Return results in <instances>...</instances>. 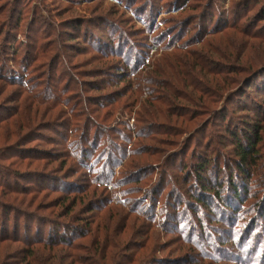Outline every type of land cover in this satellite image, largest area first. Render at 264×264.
I'll use <instances>...</instances> for the list:
<instances>
[{
  "label": "rangeland",
  "instance_id": "rangeland-1",
  "mask_svg": "<svg viewBox=\"0 0 264 264\" xmlns=\"http://www.w3.org/2000/svg\"><path fill=\"white\" fill-rule=\"evenodd\" d=\"M242 1L0 0V235L11 237L0 246L7 256L4 264H22L26 257L17 251L28 246L15 242V237L32 241L39 221L46 227L50 222L61 223L48 208L61 195L57 191L69 184L83 186L86 180L95 183L90 184V193L96 187L97 198L103 200V192L104 197H114L112 209L117 214L111 225L117 231L110 234L130 250L111 261L110 251L106 260H102L104 251L101 256L92 254L95 247L101 251L104 243L98 240L105 234L100 228L98 238L92 234L76 253L83 263L264 264V219L255 206L264 200V144L258 166H246L250 175L243 180L249 196L238 208L205 209L194 196L196 177H201L198 165L205 160L210 159L205 176L209 178L217 168L218 180L229 186L238 160L235 142L226 129H241L247 122L261 120L254 113L258 102L264 101V53L256 52H264V43L256 42L251 53L249 49L225 53L227 62L207 57L205 78L200 69L183 70L191 75L193 86H208L212 95L220 91L212 84L220 78L218 71H223L221 82L226 86L236 82L229 92L222 90L224 95L214 99L211 115L196 103L185 102L198 97L172 76L168 79L180 88L182 98L172 100L177 96L173 93L171 103L160 105L149 97L154 86L144 80L149 77L146 67L135 76L139 81L131 76L122 82L117 75L122 69L125 73L132 70L138 61L146 66L154 63L166 47V53L187 51L204 60L203 46L196 44L199 18L208 21L213 16L212 26L219 27L229 15L233 19L241 13L246 2ZM262 2L252 0L251 12L242 22L252 21ZM259 28L264 30V22H259ZM215 41L230 52L229 44L240 37L223 33ZM250 61L256 64L248 68ZM94 74L99 76L92 78ZM250 79L254 88L245 87ZM130 81L136 95L127 107L123 103L130 95ZM98 85L104 90L98 91ZM97 98L109 103V109L93 104ZM204 101L211 106L207 98ZM228 101V112H221ZM112 109L115 114L109 117L106 112ZM139 115L145 120L139 121ZM181 116L190 121L186 128L176 120ZM86 132L88 154L74 157L69 144H78ZM91 169L113 175L110 184H102L106 191L96 184ZM157 193H161L157 204L147 200ZM223 194L232 205L229 193L225 190ZM178 206L182 217L189 220L170 232L172 212ZM116 209L130 214L121 218ZM28 224L27 235L24 226ZM124 225L126 229L119 234Z\"/></svg>",
  "mask_w": 264,
  "mask_h": 264
},
{
  "label": "trees",
  "instance_id": "trees-1",
  "mask_svg": "<svg viewBox=\"0 0 264 264\" xmlns=\"http://www.w3.org/2000/svg\"><path fill=\"white\" fill-rule=\"evenodd\" d=\"M246 1V2H243ZM243 8L241 13L234 14L233 19H231V15L228 16L226 21H221L220 26L216 24L215 27H213V21L214 17H210L208 21H205L203 17L199 18L200 20V36L196 44L203 46V53L201 55H204V60H198L196 57H194V54L192 52L185 53H178L175 51L170 53H166V50L169 49L166 47L164 49V52H162V55L160 58H157L154 63H150L147 66L139 63L134 64L132 67V70H127V73L124 72V69H122V73H118L117 75H121L122 82L126 80L127 78L131 79V76H137L138 71H140L141 68L144 69L145 67L147 71L145 74L149 76L147 79H144L148 84L153 85V89H150L149 97L154 100L157 104L164 105L168 101L169 103L172 102V100H180L181 94L178 92L179 87L173 82L169 81L168 77L172 76L175 80H179L186 88H191L194 94L198 98H192L189 97L188 99H184L185 102L193 106V103H196L201 108H204L210 115L213 113L210 110L212 109V106L215 105L214 99L222 97L224 94H221L220 92L222 90H225L229 92L230 86H233L236 84L235 81L232 83H229L227 86L225 85V82H223V77H221V74H223V71H218V76L220 78L218 80H212V84L215 86H218L220 91L212 95L211 88L206 86L204 89H200L196 86H193L194 81L191 78V75L184 72L183 70L186 67H192L196 69H200L199 74L202 77L208 76V69L209 67H206L207 57L209 59L219 58L220 60L229 61V56L225 53H244L245 49H249V53H251V50L257 46L256 42H263L264 43V30H260L259 28V22H264V0L261 4V7L256 11L254 18L252 21H245L242 22L243 18L248 16V14L251 12V9L249 7L250 2L252 0H243ZM189 7H185V9H188ZM193 8V7H192ZM183 9V10H185ZM197 19V18H196ZM225 19V17H224ZM195 20V19H194ZM217 20H219V17H217ZM229 20H232L231 23ZM198 21V19H197ZM252 24V25H250ZM258 30V31H255ZM229 35L230 38L233 37H240V41L231 42L228 46L230 49V52L227 50H224L221 46V44H215L216 37L221 34ZM232 33V34H231ZM212 38V39H210ZM219 46V48H218ZM178 50L184 51V49L179 48ZM256 53H264V52H256ZM106 54L105 56L111 57L110 54ZM126 54V53H123ZM125 63L128 62V54L124 56ZM256 63L254 61H250L246 63V67L251 68ZM107 65V64H105ZM213 67V66H212ZM214 68V67H213ZM227 69L226 67L222 66L220 69ZM142 70V69H141ZM264 72V71H263ZM93 74V73H91ZM103 74V73H102ZM128 74V75H127ZM187 74V75H185ZM97 77L99 74L91 75ZM215 77V75H213ZM136 81H139V77H135ZM225 81L227 79L224 78ZM222 81V82H221ZM251 79L248 81V84L245 85L247 88H254L252 86ZM95 84V83H94ZM102 85H98V91L104 90V87H101ZM133 87V81L129 82L128 86V92H130L129 98L124 101V105L128 107V104H130L133 101L134 96L136 95L135 92L132 91ZM229 87V88H228ZM244 89V88H243ZM242 89V90H243ZM214 92H216L214 90ZM242 92V91H241ZM264 95V90L261 91ZM176 93L177 96L173 97L172 94ZM245 95H247V90L244 91ZM158 96H163L162 98ZM208 99L211 106L203 100ZM210 98H213L210 100ZM244 100L245 98L240 97L239 100ZM100 98L92 100L93 104H96L97 106H103V108L109 109L108 105L109 103H106V105L103 103V101L99 100ZM264 100V97H263ZM91 101V99H90ZM89 101V102H90ZM230 101V99H229ZM229 101L227 105L222 106L223 113L228 112V109L230 107ZM107 102V101H106ZM144 105V104H143ZM259 109L255 111L256 117H260L261 120H259L258 123L254 122H244L246 123L247 127H242L241 129H231L227 128L226 132L228 133V136H231L233 138V141L235 142L236 147V154H237V160H238V166L236 167V170H234L229 178V186L222 182V180H218L219 172L217 168H214L209 174V178L205 176L206 173H208L209 168V160H205L201 165H198L199 176L196 177V185L194 188V196L196 197V201H198V204H201L205 207V209H211V208H222L225 210V208H231L236 209L238 208V203L244 202L246 198H248L249 195H245L247 191L245 190L246 181L243 180V178H246L250 175V171L246 170V166L256 167L258 166L260 160H261V153H260V146L264 144V101L261 102V104L258 102ZM115 114V111L112 109L111 111L108 110L106 112V115H109V117L112 114ZM141 116V117H140ZM107 117V119L109 118ZM153 119L156 117L154 115L151 116ZM167 117L170 118L171 115L167 114ZM177 118V115H176ZM139 121H144L145 117L142 115H139L138 117ZM177 121L178 124H181L185 128L189 124L190 121L188 119L181 116ZM263 120V121H262ZM98 132H94L93 135L97 136ZM89 132H86V135L82 136V140L78 142V144H75L74 142H71L69 144V149L72 148L70 153L77 154L76 156H87L88 151H86V147L84 145L86 139V136H88ZM140 136V135H139ZM147 135H145L146 137ZM141 138V136L139 137ZM94 140L90 141L93 142ZM89 142V143H90ZM209 150V149H206ZM136 155V154H135ZM133 166V163H131ZM214 165H217L216 163ZM133 168V167H132ZM93 170V169H91ZM93 174L96 176L95 182L96 184H101V187L104 188L106 191L107 188L104 187L102 184H110L112 181V174L104 175L101 169H95L92 171ZM245 173V174H243ZM86 184L83 186L76 185L72 186V184L67 185L62 190H59L57 192H61L60 196L57 197L52 205H50L48 208L49 210H52V217H56L58 220H62L61 223H54L50 222L52 225L49 227H46V224L44 223H38V229L35 231V237H33L32 241L30 239H27V237L23 238V240L17 239L18 237H15L14 240H17L15 242H22L23 244L27 245L28 248L25 250L19 249L17 251L18 256L22 255L23 252L25 253V259L23 260L24 264H63L64 262L73 261V263H80V264H88L83 263L82 257L76 255L78 251L82 250V242L90 238V236L93 234L96 238H98L97 230L100 228H104L105 234L104 238L100 239L98 238L99 242H104L101 251H98L95 248L92 249V254L96 255L99 254L102 255L103 251L106 252L103 256L102 260H106L107 255L110 251V256L108 257L111 260H114L112 257L119 256V253H122L123 251H129L130 249L126 248V244H124L123 240H118V238H115L110 233H115L117 231V228L115 225H111V221L114 220V217L116 216V211L112 209V206H114V197L113 199H109V197H104L103 192L101 194V197H103V200L101 198H97V189H95L90 193V184L92 183V186H95L94 182H89V180H86ZM252 181H249L248 184H252ZM89 185V186H86ZM62 185H60L61 187ZM106 188V189H105ZM23 190H29L28 192L31 194L34 193V191H31L28 188H25ZM229 193V198L232 200V203L235 205H230L229 201H226L227 198L223 194V191ZM25 191H22L24 193ZM212 195H215L213 197ZM38 197H40V192L38 189ZM158 197H161V193L157 194H150L147 198V200H152L157 204L159 202ZM254 198H256L254 196ZM121 204V203H120ZM195 203L192 202L190 204V208L193 209ZM226 206V207H223ZM256 208L258 207L261 218L264 219V200H260L259 203H255ZM56 209V211H55ZM54 210V211H53ZM117 210V209H116ZM227 210V209H226ZM119 215H122L121 218H125L124 216H127L130 214L128 211H119ZM229 211V210H228ZM106 212H109V215L106 214ZM233 212L232 210L229 211V213ZM211 216V215H208ZM4 217H8L9 215H4ZM173 222H171V225L173 228L170 229V232H174L173 230L177 228V224H182L185 222H188V218L182 217V212H179V206L177 208L174 207V210L172 212ZM8 220V219H7ZM98 220V221H97ZM176 222V223H175ZM119 224V221H118ZM24 226L25 234L28 235L29 232V226ZM118 227V226H117ZM122 228L119 231V234L125 230ZM133 234V232H132ZM131 234V235H132ZM118 235V234H115ZM130 235V236H131ZM8 239H11V237H6L4 235H0V246L1 244H4L8 241ZM35 246H38V249L35 248ZM1 251V249H0ZM48 251V252H46ZM4 254H0V264H4L6 259V253L5 251L0 252ZM15 257L16 260H18L19 257ZM81 259V260H80ZM108 259V261H109ZM22 262V264H23ZM64 264H70V263H64ZM107 264V263H106ZM159 264V263H154Z\"/></svg>",
  "mask_w": 264,
  "mask_h": 264
}]
</instances>
